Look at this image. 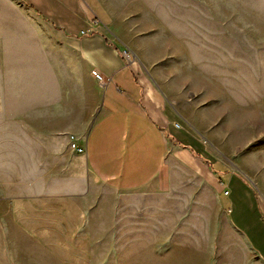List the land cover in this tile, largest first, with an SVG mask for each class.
I'll use <instances>...</instances> for the list:
<instances>
[{"label":"crops","instance_id":"crops-1","mask_svg":"<svg viewBox=\"0 0 264 264\" xmlns=\"http://www.w3.org/2000/svg\"><path fill=\"white\" fill-rule=\"evenodd\" d=\"M108 8L0 0V264H95L111 244L117 252L173 237L180 245L185 195L194 192L195 211L205 186L229 196L220 175L237 174L215 162L213 134L189 119L186 95L132 54L125 59ZM92 71L110 79L106 89ZM181 122L197 134L186 126L187 140L176 137ZM176 194L184 200L173 223ZM228 211L264 264V231L257 248Z\"/></svg>","mask_w":264,"mask_h":264},{"label":"rangeland","instance_id":"rangeland-1","mask_svg":"<svg viewBox=\"0 0 264 264\" xmlns=\"http://www.w3.org/2000/svg\"><path fill=\"white\" fill-rule=\"evenodd\" d=\"M104 1L124 48L172 91L186 95L189 119L213 134L215 162L237 175H220L229 196L216 190L213 196L204 187L203 211H195L194 192L185 195V243L173 237L124 252L111 244L107 259L95 264H263L232 229L227 210L232 226L262 248L257 237L264 231L258 199L264 203V0ZM180 124L174 133L181 140H187L185 132L197 134ZM180 200L173 196V223L180 218L174 209ZM199 221L203 234L195 228Z\"/></svg>","mask_w":264,"mask_h":264},{"label":"built area","instance_id":"built-area-1","mask_svg":"<svg viewBox=\"0 0 264 264\" xmlns=\"http://www.w3.org/2000/svg\"><path fill=\"white\" fill-rule=\"evenodd\" d=\"M123 56L128 61H132V57H131V55L129 54V52L127 50H125L123 52ZM92 77L95 79V81H97L99 83V85H101V87L103 89L104 88L106 89V87L108 86V84L110 82V79L104 77L102 74L98 73L97 71H92ZM70 149L76 151L79 154L84 152V148L83 147H78L74 143L70 144Z\"/></svg>","mask_w":264,"mask_h":264}]
</instances>
